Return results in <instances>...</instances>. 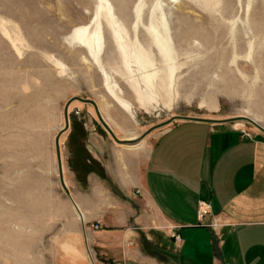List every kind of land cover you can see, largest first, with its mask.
Segmentation results:
<instances>
[{
  "label": "rangeland",
  "instance_id": "374dc122",
  "mask_svg": "<svg viewBox=\"0 0 264 264\" xmlns=\"http://www.w3.org/2000/svg\"><path fill=\"white\" fill-rule=\"evenodd\" d=\"M159 22L168 58L149 33ZM187 119L264 140V0H0V264H70L40 182L58 181L61 159L76 172L87 132L146 153Z\"/></svg>",
  "mask_w": 264,
  "mask_h": 264
},
{
  "label": "crops",
  "instance_id": "0c3cea01",
  "mask_svg": "<svg viewBox=\"0 0 264 264\" xmlns=\"http://www.w3.org/2000/svg\"><path fill=\"white\" fill-rule=\"evenodd\" d=\"M79 145L77 173L65 178L61 159L58 181L40 182L55 191L40 209L56 217L55 248L71 250L70 264H264L263 139L187 119L146 153L92 132ZM200 200L211 206L203 218Z\"/></svg>",
  "mask_w": 264,
  "mask_h": 264
},
{
  "label": "bare ground",
  "instance_id": "6f19581e",
  "mask_svg": "<svg viewBox=\"0 0 264 264\" xmlns=\"http://www.w3.org/2000/svg\"><path fill=\"white\" fill-rule=\"evenodd\" d=\"M105 3V2H104ZM111 9H112V12L114 13V10H113V7L111 6V3H109ZM104 8L105 10L107 11L108 13V16H109V21L111 22V25L112 26H115V22L112 20L111 18V15H110V10H109V7L107 6V4H104ZM115 16V15H114ZM159 28L158 32L163 36L160 37L157 33V30L155 31L156 28ZM82 33V30L79 29V30H75L74 32L71 33L70 35V39H74L75 41H81V39H79V35ZM149 33L151 35H154V39H153V42H154V46L158 48V50L160 52L163 53V57H166L168 58L169 57V49L170 47L168 46V43H167V40L165 39V34H164V26L162 24V22H159L158 24H156L155 26H149ZM90 40V50L92 49V43L96 42V39L93 41V37L89 38ZM117 42L118 44L120 45V48L122 49L124 47V44H125V41H124V37H121V35H119V39L117 38ZM133 44V42H132ZM131 44V50H132V58H133V62L135 63V66L137 67V69L140 71L142 70L144 72L145 70V67H146V63L143 62V60H141V56H140V51L139 49L137 48V44L134 43V45ZM147 80L148 78L151 77V75H144ZM68 117H67V113H66V122L68 121ZM129 142V141H128ZM131 142V141H130ZM58 158H60V154H58ZM60 161V159H59ZM60 164V163H59ZM63 181V180H62ZM64 183V182H63ZM64 186V190L67 189L66 185L63 184ZM68 190V189H67ZM69 191V190H68ZM69 195V194H68Z\"/></svg>",
  "mask_w": 264,
  "mask_h": 264
},
{
  "label": "built area",
  "instance_id": "2783aa9c",
  "mask_svg": "<svg viewBox=\"0 0 264 264\" xmlns=\"http://www.w3.org/2000/svg\"><path fill=\"white\" fill-rule=\"evenodd\" d=\"M210 210H211V206H210V203L208 201L200 200L198 202V214H199L200 218H203L206 215H209ZM213 225H214V223H213ZM93 227L98 228L99 223H94ZM173 238H174L175 242L181 240V237L178 233H173Z\"/></svg>",
  "mask_w": 264,
  "mask_h": 264
},
{
  "label": "water",
  "instance_id": "95a60500",
  "mask_svg": "<svg viewBox=\"0 0 264 264\" xmlns=\"http://www.w3.org/2000/svg\"><path fill=\"white\" fill-rule=\"evenodd\" d=\"M112 6V5H111ZM113 7V6H112ZM58 160H59V158H58ZM60 164H59V168H60ZM61 182L63 183V181H62V179H61ZM64 186V185H63ZM65 192L67 193V194H69V191L67 190V189H65Z\"/></svg>",
  "mask_w": 264,
  "mask_h": 264
}]
</instances>
